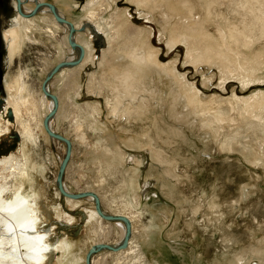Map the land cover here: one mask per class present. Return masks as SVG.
I'll list each match as a JSON object with an SVG mask.
<instances>
[{"label": "rangeland", "instance_id": "374dc122", "mask_svg": "<svg viewBox=\"0 0 264 264\" xmlns=\"http://www.w3.org/2000/svg\"><path fill=\"white\" fill-rule=\"evenodd\" d=\"M15 1L17 0H0V95L4 100L0 107V127L5 126V129L8 125L10 130L0 136V157L11 152L17 153L23 143L19 121H15L12 110L7 113L3 109L4 106L10 105V102H7L9 95L6 81L13 79L19 72L26 71L31 95L38 100L39 93L44 91L42 85L46 76L52 66L62 60L60 47L65 36L62 29L58 30L54 37L51 36L46 32V24L39 18L40 24H43L40 30L34 34L31 42L24 45L13 63H9L8 43L4 32L13 25L12 18L18 13ZM24 1L22 4L29 8L36 6L30 0ZM42 1H52L56 10L61 9L62 16L74 25L76 22L81 23L79 30H75L73 35L77 33L86 37L89 29L94 42L96 64H87L79 77L81 95H77L69 82L59 85L60 78L57 75L48 82L51 83L52 91L62 99L64 113L58 118V108L56 114L50 117V122L53 129L69 137L73 145L72 155L63 176L66 191L77 193L91 190L98 193L102 210L108 214H116L115 210L124 208L123 201L129 192H138L141 201L138 211L143 215L140 221L136 220V232L132 230L131 235L134 234L137 240L141 239L140 235L150 224L152 217L162 225L159 246L148 251V264H232L236 260H240L242 264H264V162L257 155L264 151V133L252 128V120L255 121L256 118L253 114L241 110L242 102L234 96L236 94L248 97L264 91L263 79L256 81L254 85H244L240 80L242 75H239L240 72L244 73V70H240V66L237 71L230 73L235 67H230L221 60L212 63L191 62V59L188 60V47L185 43L180 42L172 48L169 47L167 28L170 24L165 21V13L168 11L166 3L154 11L134 0H107L112 7L109 9L108 5H104L107 10L101 11L100 0L97 4L100 8L96 5L100 21H104L101 19L103 17L112 23L116 16L126 12L127 23L122 28L121 43L129 42L131 37V48L137 53L154 50L157 51L160 63L164 62L167 66L175 64L179 73L198 88L200 99L212 102L211 114H208V117L214 118L215 113L222 112L226 121H214L215 132L207 127L202 121L203 117L193 113L185 98L179 96L180 88L174 79L163 72L161 75L152 73L145 87L149 92H141L137 104L146 111L140 118L137 116L140 109H137L130 119L128 116L115 117L111 113L109 102L114 100L116 91L112 90L111 85H105L101 81L103 72H107L105 76L109 79L112 72L109 73L110 66L99 65L109 45L104 33L97 29L92 20L86 19L88 14L83 11V7L89 0H69L75 2V9L68 8L64 2L56 0ZM173 1L179 3L181 0ZM192 1L196 6V19H204L207 14L203 7L205 2L210 0ZM106 2L104 3L108 4ZM218 7V22L223 25L227 23L222 19L223 16L229 17L232 22H239L240 17L227 9V5ZM23 11L30 14L25 9ZM39 11L28 17H39ZM171 20V25L176 23L175 20L179 23L188 22L185 18L182 19L181 15ZM61 24L65 25L63 22ZM209 29L218 36L216 23L209 25ZM141 31L144 32L143 35ZM136 32H139L138 36L134 37ZM146 45L147 49L144 48ZM243 52L245 57L252 56L250 50L243 49ZM113 58L115 65L112 68L118 66L117 69L121 70L129 63V58L122 54L118 58L114 55ZM82 61V58L78 59L77 65ZM239 62L245 65L242 55ZM93 72H97V79L92 77ZM257 75L264 77V64L259 72L257 71ZM175 95L177 103L173 106L172 96ZM40 112L35 111L38 122L43 110ZM233 117L235 121H230ZM44 118L41 127L37 121L31 120L39 142L29 143L26 148L30 157L28 171L33 175H30L31 179L27 185L36 192L42 216L48 221L45 225L57 226L51 238L52 243L66 238L72 244L69 260L75 257L86 259L87 252L94 243H113L122 237L121 231L117 229V222L122 220L103 218L106 233L96 234V224L88 225L90 209H96L95 202L92 204L87 200L90 195L78 198L84 199L83 207L86 209H71L66 195L60 192L57 181L61 162L66 155L67 143L44 134ZM7 120L11 121L10 124ZM77 120L83 124L81 132L84 133V140L79 139V133L76 134ZM216 128L220 131L219 136ZM147 129L154 139V147L158 145L157 148L162 150L166 161L153 155L151 145L143 148H139L135 143L132 144L133 147L127 145L126 140L138 139ZM106 146L121 149L126 153L123 164L114 163L112 167L107 164L108 160L114 162L115 158L113 151L103 152ZM255 155L259 157L256 158ZM100 160L103 162L100 163ZM134 176L137 191L130 183V178ZM54 206L58 207L57 211L53 209ZM60 211L61 218L57 216ZM63 211L75 216L77 221L70 224L67 218L63 217ZM106 250L98 252L111 256L104 264H116L113 258L116 254ZM56 258L58 256L51 257L50 264H56ZM132 262L133 260L130 261Z\"/></svg>", "mask_w": 264, "mask_h": 264}, {"label": "bare ground", "instance_id": "6f19581e", "mask_svg": "<svg viewBox=\"0 0 264 264\" xmlns=\"http://www.w3.org/2000/svg\"><path fill=\"white\" fill-rule=\"evenodd\" d=\"M30 1L31 3L34 2V4L37 6V3L41 2L42 0ZM56 1L64 2L68 8L71 7L75 9L76 7V4H74L75 2L72 3L71 1L69 2V0ZM106 1L107 0H102V2L100 0H89L83 7V11L88 14V16L86 14V19L92 20L97 29L104 33L109 45V48L104 52L102 62L99 65L100 67H104V65L110 66L109 73L112 72L111 79L105 76L107 73L106 71L105 74L104 72L102 73L103 76L101 74V81L105 83V85H111L112 90L116 91L114 94V100L109 102L111 113L115 117L128 116L130 119L135 115L136 110L140 109L137 111V116L140 118L141 114H144V111H146V109L143 111L142 109L144 108L141 109L138 107L137 102L140 99V94L142 91H148V89H145V87L147 86L152 73L157 72L161 75V72H163L165 75H169L174 79L173 81H175V84L180 88V92L178 93L179 96H183L185 98L187 105L192 109L193 113L196 115H201L203 117L202 121L206 124V126L214 129L215 132V128L213 127L214 121L219 123L226 121L223 113L217 112L215 115H213L214 118H209L208 114H211L212 102H204L202 99H200V91L198 88L194 85V83L189 82L183 74L181 75L179 73L178 69L175 67V64L173 66H167L164 62L160 63L157 57V51L148 49V52L145 51L142 53H137L131 48L130 42L131 39L133 40V38H129V36V42L125 41L126 39H124L125 42L121 43L120 39L121 35L123 34L122 28L127 23L126 12L124 15L116 16L112 23H110V21L107 19L105 20L103 17H101V19L104 21H100V18L97 15L98 12H96V5L101 2V11H106L107 8L103 7L104 5H108L109 9L112 7L110 5L111 3L109 4ZM134 1H136L141 6H146L154 11L162 8L165 3L168 5V11L166 10L167 13H165V21L170 24L169 28L166 27L169 36L168 46L172 48L180 42L185 43L188 47V60L191 59V62L212 63L216 62L217 60H221L226 64H229L230 67H235L234 69L230 70V73H232L231 71H237L238 66H240V70H244V73H239V75H242L240 80L244 85H249L250 83L254 85V83L256 84L258 81L260 82L261 79L264 81V77L257 75V71L259 72L264 64V0H210V2L206 0L207 2H205L203 8L207 16L204 19H196V6L192 0H181L179 3L178 1L174 2L173 0ZM23 2L25 1H15V6L18 13L12 18L13 25L8 27L4 32V37L8 43L9 63H13L16 56L21 53L24 45L27 42H31V40H33L32 38L34 34L39 31L43 25L39 22V18H41L46 24V32H49L51 36L54 37L56 32H58L60 29L65 31V36L62 39L63 44L60 47V59L62 60L56 65L52 66L51 70L60 63L66 61L70 62L61 64L54 76L57 75L60 78L59 85H64L66 82H69L73 89L77 92V95H81L79 77L87 64H96L93 36L90 33V30L88 29V33L86 32V37L77 33L73 35L75 30L80 27L81 23L76 22L74 25V23L71 21L66 22L61 20L59 16L61 17L63 15L62 10L57 9V13L59 14L58 16V14L48 4H43L37 9L38 11L40 10L39 12L41 13L39 17H28V15L34 16L36 14L37 10L32 12L36 6L29 8L26 4H22ZM104 2L108 4H105ZM18 5L20 6L19 9ZM220 5H227V9H230L234 14H237L240 17L239 22H232L230 21L229 17L224 16L222 19L226 20L227 23L223 25L221 22H218L219 13L217 8H219L218 6ZM98 7L100 8V6ZM22 8L25 9V11H28L30 14H26ZM221 14L224 15V13ZM180 15L182 19L185 18L188 22H177L175 18L176 16ZM171 19H174L176 23L171 25ZM61 22H63V24L65 23V25H62ZM212 23H216L218 36L215 35L214 32L212 33V31L209 29V25ZM141 32L143 35L144 32ZM138 33L136 32L137 35L135 34L134 37L138 36ZM140 37L141 35H139V38ZM139 38H137V40ZM71 44L78 46L73 48L74 46ZM143 46L141 47L143 48ZM147 47L148 45H146L144 48L147 49ZM258 47L260 49H258ZM243 49L252 51V56L245 57L243 55ZM74 50L77 54L74 52ZM121 54L129 58V63L126 64L121 70L117 69L118 66L112 68L115 65L113 62V56L116 55L118 58V56ZM241 55L245 60L244 66L241 62H239ZM80 58H82L83 61L81 64L77 65L80 62H78V59ZM69 65H75V67H70ZM25 72L21 71L17 76L13 77V79L6 81V89L9 95V101L7 102H10V105L4 106L3 109L4 111L6 110L7 113L12 110L15 121H19L22 129L20 133L23 138V143L18 151L21 154H18V152H11L0 157V264H50L51 257L53 256H58V258H56V260L58 259L56 264H87V255L86 259L84 257H75L69 260V254L72 251V244L66 238H62L55 244L52 243L51 238L57 226L52 225L47 227L45 225L48 221H45L42 216L43 212L40 209V202L38 203L36 192H34L31 188H28L27 185L28 181L31 179V174H29L27 167L30 157L26 153V148L29 143L36 144L39 142V137L36 135L35 130L33 129L34 127H32L31 123L33 121L31 122V120L37 121L38 119L35 111L37 110L40 112V110H43L42 114L40 115V121H37L40 127L42 126L44 116L46 117L55 106V100L52 97V94L55 93L52 91L50 86L51 83H48L52 78L47 81L44 80L42 85L44 91L41 90V93H39L40 97L38 100H36L31 95V89L27 83V74ZM97 72H93L91 74L92 77H96L97 79ZM56 96L59 102L58 107H56V112L58 111V108L59 111L57 114L55 112L51 118L55 114L58 116V118L61 114H64L62 112V99L58 95ZM234 96L237 100H239V102H242L241 110L247 112L248 114H253L254 118H256L255 121L252 120V128L255 130L258 129V131L264 133V91L261 90L254 93L253 95H248V97H240L236 94ZM50 97L53 99V101ZM172 98V105L175 106L177 103V96H172ZM2 103L3 100L0 99V107H2ZM143 104H145V102H143ZM94 109L96 110L95 107ZM24 111L26 112L25 114H27L26 117L24 116ZM51 118H49L48 121L50 127L53 129L50 122ZM230 121H235L234 117L231 118ZM6 122L10 124L11 121L7 120ZM75 123L76 134L79 133V139L84 140V133L81 132L83 124L80 120H77ZM4 127H0V136H2L3 133L5 134L6 130H9L8 125L5 129ZM44 127L46 129L45 124ZM221 127L224 129V126L221 125ZM220 130L222 129L220 128ZM149 131L150 130L147 129L146 132H144V134H142L138 139L135 137L136 139L126 140L128 141L127 145L133 147L132 144L135 143L139 148L151 145L153 147L151 148L153 155L159 158L161 157V160L164 161L165 159L163 152L157 148L158 145L154 147V139L151 138ZM43 132L44 134L52 137L47 129L43 130ZM216 133H218V136L220 135V131H217V128ZM59 140H62L66 143V141L63 139ZM262 145L264 148V143ZM108 151H113V158H115L114 162L109 160L107 161L109 166L112 167L114 163L123 164L126 158V153H124L123 150H118L116 148L112 149L107 146L103 148V152ZM257 155L260 157L255 155L256 158L259 157L260 159H263L264 162V151L263 153ZM261 161L262 160H260V162ZM99 162L102 163L103 161L100 160ZM130 183L132 184L134 190L137 191L135 176L130 178ZM59 190L63 195H66V201L70 205L71 209H76L79 207L86 209V207H83L84 199H78L79 197L83 196L75 197L71 195L72 192L66 191V189L65 191L67 194L63 193L60 188ZM87 195H90V197H87V200H89L92 204L95 202L96 205V201L99 200L100 195L98 193H94V191H91V193ZM115 201L112 202L115 203ZM123 203L124 208L122 209L121 207H118L120 205L116 206L122 210L117 208L118 210H115V213L129 218L131 222L130 233L128 234V224L124 218L113 219L123 221L117 222V229L121 231L122 237L113 243H94L91 247L97 246L96 249L98 250H95L92 253L90 260L91 264H104L108 261V259L111 258L110 255L98 253L103 249L106 250V248V252H114V254H116V256L113 257L116 261V264H139L142 262H144V264H148V251L159 246L158 239L160 233L162 232V225L160 226V222H157L154 217L151 218L150 224L146 228L144 227V232L140 235L142 237L141 239L137 240L134 234L131 235L132 230L133 232H136V220L138 219L140 221L143 215L142 212L138 211L141 205L138 192H129V195L126 197V199H124ZM197 208L196 210H198ZM53 209L57 211L58 207L54 206ZM96 209H90L91 214L89 216L88 225L95 223L97 227L96 234H104L106 233V226L102 220L103 218L106 220L111 219L104 217L98 210L96 211ZM59 213H61V211L57 213V216L61 218ZM62 214L63 217L67 218L70 224H74L77 221L76 217L72 214H69L65 211H63ZM102 243L109 244L112 247L98 248V246ZM59 252L62 254L58 255ZM95 253H97V255ZM132 260L133 262L130 263ZM232 264H242V262L240 263V260H236L233 261Z\"/></svg>", "mask_w": 264, "mask_h": 264}, {"label": "water", "instance_id": "95a60500", "mask_svg": "<svg viewBox=\"0 0 264 264\" xmlns=\"http://www.w3.org/2000/svg\"><path fill=\"white\" fill-rule=\"evenodd\" d=\"M43 4H48V5H50L51 6V8L57 13V10H56V6H55V4L52 2V1H41V2H39V3H37V6L33 9V11L32 12H35L41 5H43ZM19 5H18V9H19ZM21 10V9H20ZM58 14V13H57ZM58 16H59V14H58ZM59 18L61 19V20H63V21H66V22H68L69 21V19L68 18H66V17H64V16H59ZM63 63H70V62H63ZM63 63H60V64H58L57 66H55L51 71H50V73L46 76V78H45V81H47V80H49V79H51L53 76H54V74L56 73V71L58 70V68H59V66L61 65V64H63ZM52 97L54 98V100H55V106L53 107V109L51 110V112L45 117V119H44V124H45V126H46V129L48 130V132L52 135V136H54V137H56V138H59V139H63V140H65L66 141V143H67V151H66V155H65V157H64V159H63V161L61 162V165H60V168H59V172H58V184H59V188L62 190V192L63 193H65V194H67L66 193V191H65V189H64V185H63V182H64V180H63V176H64V172H65V170H66V167H67V164H68V162H69V159H70V157H71V152H72V140L69 138V137H67L65 134H63V133H61V132H59V131H56V130H54V129H52L51 127H50V125H49V118L56 112V110H57V108L56 107H58V105H59V102H58V98H57V96L55 95V94H52ZM89 193H91V191H79V192H77V193H72L71 195H73V196H75V197H78V196H84V195H87V194H89ZM96 208H97V210L104 216V217H106V218H109V219H118V218H124L126 221H127V224H128V234L130 233V231H131V222H130V220H129V218L128 217H126V216H124V215H120V214H108V213H105L103 210H102V207H101V204H100V200H97L96 201ZM127 234V235H128ZM103 247H112L111 245H109V244H100L99 246H98V248H103ZM97 248V246H95V247H91L90 249H89V251L87 252V264H91L90 263V260H91V255H92V253L95 251V250H98V249H96Z\"/></svg>", "mask_w": 264, "mask_h": 264}, {"label": "flooded vegetation", "instance_id": "af4514ba", "mask_svg": "<svg viewBox=\"0 0 264 264\" xmlns=\"http://www.w3.org/2000/svg\"><path fill=\"white\" fill-rule=\"evenodd\" d=\"M0 99L2 100L1 95H0ZM3 101H4V100H3Z\"/></svg>", "mask_w": 264, "mask_h": 264}, {"label": "crops", "instance_id": "0c3cea01", "mask_svg": "<svg viewBox=\"0 0 264 264\" xmlns=\"http://www.w3.org/2000/svg\"><path fill=\"white\" fill-rule=\"evenodd\" d=\"M70 214V213H69Z\"/></svg>", "mask_w": 264, "mask_h": 264}]
</instances>
